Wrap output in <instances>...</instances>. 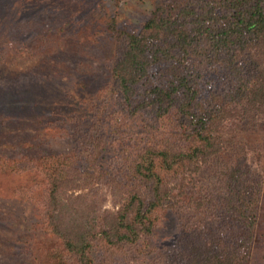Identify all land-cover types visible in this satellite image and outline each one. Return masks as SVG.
Listing matches in <instances>:
<instances>
[{"label":"rangeland","instance_id":"obj_1","mask_svg":"<svg viewBox=\"0 0 264 264\" xmlns=\"http://www.w3.org/2000/svg\"><path fill=\"white\" fill-rule=\"evenodd\" d=\"M227 9L0 0V264H82L65 237L90 264H186L235 243L264 264V35L212 49L200 20ZM154 15L166 29L125 94L113 67ZM124 214L132 241L119 238Z\"/></svg>","mask_w":264,"mask_h":264},{"label":"trees","instance_id":"obj_2","mask_svg":"<svg viewBox=\"0 0 264 264\" xmlns=\"http://www.w3.org/2000/svg\"><path fill=\"white\" fill-rule=\"evenodd\" d=\"M228 8L225 14L214 13L213 16L202 21L201 24L206 23L208 27L212 29L209 31V44L211 48L215 51L222 49V47L231 48V44L235 41L237 34L242 35V33H248L251 36L256 34L264 35V0H219ZM164 19L160 15H154L150 18L142 32L138 34H132L127 39V46L123 53L122 58L117 61L113 67L115 77L120 85L122 91L127 94L131 85L138 81L141 75L145 74L149 68V60L147 56V47L150 44L151 39L158 37V32L163 31L166 27H159L165 23ZM214 22V23H213ZM214 25H218L216 28ZM159 27V28H157ZM152 30V32H151ZM240 40V38H238ZM247 37H243L242 41H246ZM242 46L245 44H241ZM245 48V47H244ZM237 54L232 51L229 54V58L225 60L235 66V70L239 72L236 67V63L233 60L236 58ZM259 77L262 75L259 73ZM179 85L173 86L169 91L157 88L158 92H162L165 96L169 97L174 91L173 88H177ZM264 87L261 91H263ZM264 97V96H262ZM200 121L205 120L204 116H200L196 119ZM201 125V124H200ZM164 166L167 170L179 166L177 160H164ZM155 160H150L149 166H147L146 171H142V175L149 180H153L156 176ZM155 196V195H154ZM140 207L137 209L135 218L140 221V219L146 217L147 209H143L141 199L138 200ZM150 205L156 206L157 200L150 202ZM144 210V211H143ZM126 215L124 214L120 220V226L122 228L119 230V238L132 241L129 233L133 231L132 226L125 222ZM250 226L253 225L251 221ZM83 238V237H82ZM81 238V239H82ZM74 240L65 237V242L69 249L78 253L82 264H90V260L87 257L84 247L78 246L79 243L73 242ZM81 243H83L80 240ZM237 247L226 248L225 245L209 246L204 245L202 249L195 253L192 257L187 258L186 264H247V257L245 255L238 254L239 245L235 243Z\"/></svg>","mask_w":264,"mask_h":264}]
</instances>
